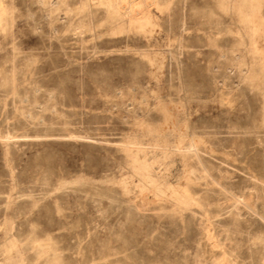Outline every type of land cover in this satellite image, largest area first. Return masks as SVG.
<instances>
[{
	"label": "rangeland",
	"instance_id": "rangeland-1",
	"mask_svg": "<svg viewBox=\"0 0 264 264\" xmlns=\"http://www.w3.org/2000/svg\"><path fill=\"white\" fill-rule=\"evenodd\" d=\"M0 264H264V0H0Z\"/></svg>",
	"mask_w": 264,
	"mask_h": 264
}]
</instances>
